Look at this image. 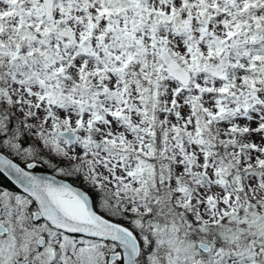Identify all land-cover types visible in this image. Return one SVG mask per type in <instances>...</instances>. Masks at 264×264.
<instances>
[{
  "label": "snow or ice",
  "instance_id": "snow-or-ice-1",
  "mask_svg": "<svg viewBox=\"0 0 264 264\" xmlns=\"http://www.w3.org/2000/svg\"><path fill=\"white\" fill-rule=\"evenodd\" d=\"M0 264H264V0H0Z\"/></svg>",
  "mask_w": 264,
  "mask_h": 264
}]
</instances>
